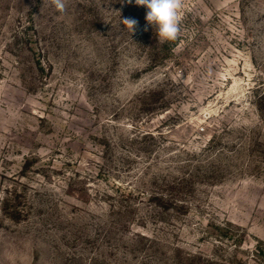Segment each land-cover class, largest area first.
<instances>
[{"label":"rangeland","instance_id":"1","mask_svg":"<svg viewBox=\"0 0 264 264\" xmlns=\"http://www.w3.org/2000/svg\"><path fill=\"white\" fill-rule=\"evenodd\" d=\"M65 4L0 0V264H264V0Z\"/></svg>","mask_w":264,"mask_h":264},{"label":"clouds","instance_id":"2","mask_svg":"<svg viewBox=\"0 0 264 264\" xmlns=\"http://www.w3.org/2000/svg\"><path fill=\"white\" fill-rule=\"evenodd\" d=\"M131 2L132 0H129V3ZM134 2L137 6H142L147 10L145 31L149 27L155 28L161 42L178 39L182 21L180 12L183 0H134ZM51 3L57 11L65 12V0H51ZM122 22L132 33L138 27V21L135 18H125Z\"/></svg>","mask_w":264,"mask_h":264}]
</instances>
